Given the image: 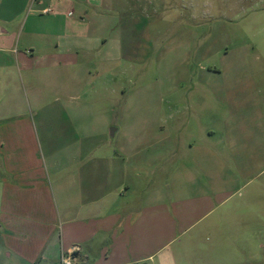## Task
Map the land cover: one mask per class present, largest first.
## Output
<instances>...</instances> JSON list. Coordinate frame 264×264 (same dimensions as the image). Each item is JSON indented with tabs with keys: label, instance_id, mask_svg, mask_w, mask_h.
Listing matches in <instances>:
<instances>
[{
	"label": "crops",
	"instance_id": "1",
	"mask_svg": "<svg viewBox=\"0 0 264 264\" xmlns=\"http://www.w3.org/2000/svg\"><path fill=\"white\" fill-rule=\"evenodd\" d=\"M164 1L0 0V149L5 153H0V264H218L213 253L198 254L197 244L216 234V214L227 205L225 187L232 175L242 176L245 162L260 159L245 155V143L263 139L259 130L252 135L245 124L226 123L219 138L212 127L190 131L187 123L184 131L199 140L186 141L183 158L189 164L171 176L170 126L164 124L158 137L162 152L151 156L153 134L145 142L136 137L135 124L125 125L113 133L121 134L114 150L92 156L83 148L67 156L66 171L58 168L50 186L41 168L30 164L37 152L28 154L24 140L10 137L12 127L23 126L11 122L9 114L11 96L25 74L63 73L80 63L84 68L81 52L121 43L106 35L123 28L133 34L141 27L138 17ZM219 140L228 147L226 155L217 150ZM140 149L146 151V164ZM160 161L169 179L151 191L155 178L148 168Z\"/></svg>",
	"mask_w": 264,
	"mask_h": 264
},
{
	"label": "rangeland",
	"instance_id": "2",
	"mask_svg": "<svg viewBox=\"0 0 264 264\" xmlns=\"http://www.w3.org/2000/svg\"><path fill=\"white\" fill-rule=\"evenodd\" d=\"M164 2L138 17L141 27L133 34L123 28L106 35L121 43H109L101 52H81L84 68L80 63L63 73L40 69L20 81L9 116L23 126L20 131L12 127L10 137L24 140L28 154L37 152L30 164L41 168L49 186L56 182L58 168L66 171L70 154L88 148L92 156H102L114 150L121 134L113 133L125 125L135 124L136 137L145 142L153 134L151 156L162 152L158 137H163L164 124L170 126L174 151L165 165L171 176H178L187 163L186 141L199 140L184 131L187 123L190 131L212 127L219 138L226 123L245 124L250 134L259 130L264 135V0ZM127 132L131 134L129 128ZM248 144L245 155L260 159L245 162L242 176L232 175L233 182L225 187L227 205L216 214V234L197 244L198 254L213 253V263L264 264V137L259 144ZM227 148L218 141L221 154ZM140 153L146 164V151ZM234 165L230 163L232 170ZM154 166L148 168L155 178L151 191L162 189L169 179L161 161Z\"/></svg>",
	"mask_w": 264,
	"mask_h": 264
},
{
	"label": "built area",
	"instance_id": "3",
	"mask_svg": "<svg viewBox=\"0 0 264 264\" xmlns=\"http://www.w3.org/2000/svg\"><path fill=\"white\" fill-rule=\"evenodd\" d=\"M65 264H69V263H65Z\"/></svg>",
	"mask_w": 264,
	"mask_h": 264
}]
</instances>
